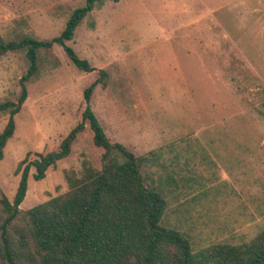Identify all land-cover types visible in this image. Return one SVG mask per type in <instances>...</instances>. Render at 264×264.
<instances>
[{
	"label": "rangeland",
	"instance_id": "obj_1",
	"mask_svg": "<svg viewBox=\"0 0 264 264\" xmlns=\"http://www.w3.org/2000/svg\"><path fill=\"white\" fill-rule=\"evenodd\" d=\"M86 0H0V39L60 36ZM68 45L95 71L80 70L62 46L40 52L38 73L15 117L0 162V189L13 202L18 165L57 151L82 122L84 93L108 137L136 156L158 154L145 173L164 195L165 225L193 251L241 245L264 230V0H104ZM30 63L25 50L0 57V103L17 101ZM9 120L0 115V134ZM103 150L87 124L72 153L36 181L22 210L68 191L66 173Z\"/></svg>",
	"mask_w": 264,
	"mask_h": 264
},
{
	"label": "trees",
	"instance_id": "obj_2",
	"mask_svg": "<svg viewBox=\"0 0 264 264\" xmlns=\"http://www.w3.org/2000/svg\"><path fill=\"white\" fill-rule=\"evenodd\" d=\"M104 0H86L70 17L66 28L53 40L0 39V57L25 50L30 63L21 79L22 91L15 101L0 103V115L9 120L0 134V162L16 130L15 117L28 98L27 83L38 73L40 52L62 46L73 63L93 72L68 45L77 28ZM108 72L84 93L82 122L67 136L57 151L30 155L20 162L21 181L13 202L0 189V264H264V230L241 245L213 244L194 252L190 240L164 223L168 202L150 183L146 165H154L158 154L136 156L127 147L108 137L91 107L97 86L108 83ZM89 125L94 144L102 149V167L88 159L79 172L68 171V191L28 210L20 205L28 192L31 170L36 181L46 178L49 169L72 153L79 134Z\"/></svg>",
	"mask_w": 264,
	"mask_h": 264
}]
</instances>
